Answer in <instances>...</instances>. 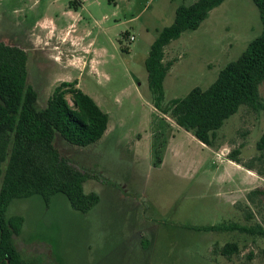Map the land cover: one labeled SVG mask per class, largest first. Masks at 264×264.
Returning a JSON list of instances; mask_svg holds the SVG:
<instances>
[{
  "label": "rangeland",
  "instance_id": "obj_1",
  "mask_svg": "<svg viewBox=\"0 0 264 264\" xmlns=\"http://www.w3.org/2000/svg\"><path fill=\"white\" fill-rule=\"evenodd\" d=\"M80 1L0 0V41L25 49L37 106L46 107L59 82L77 81L110 116L94 144L74 145L59 132L54 138L61 155L86 174L84 191L99 196L91 210H75L62 193L49 203L33 195L8 206V217L24 218L15 237L23 257L42 264H264V234L205 229L225 223L264 230V175L224 159L236 148L246 161L260 154L264 110L242 105L210 147L157 109L149 87L145 59L152 42L180 5L196 0ZM65 4L76 5L71 39L60 43L56 32L50 45L38 40L49 19L57 31L66 27ZM262 30L253 0L213 8L196 30L165 47L163 61L172 65L161 107L168 110L196 86L208 88ZM76 37L79 43L68 48ZM53 44L62 60L48 56L56 53ZM67 99L72 104L70 94ZM255 188L262 192L250 202ZM228 242L238 252L221 254Z\"/></svg>",
  "mask_w": 264,
  "mask_h": 264
},
{
  "label": "trees",
  "instance_id": "obj_2",
  "mask_svg": "<svg viewBox=\"0 0 264 264\" xmlns=\"http://www.w3.org/2000/svg\"><path fill=\"white\" fill-rule=\"evenodd\" d=\"M223 1L196 0L190 5H180L173 22L160 31L145 59L155 107L169 111L178 126L210 147L216 144L217 131L242 105L264 110V94H260V85L264 84V0H253L263 25L261 35L236 60L225 65L208 88H192L184 97L172 99L168 110L161 103L165 95L164 79L172 63H164L163 59L165 47L172 40L185 31L196 30ZM27 76L26 51L0 41V264H42L24 258L17 247L15 237L21 232L24 218L7 216L14 199L40 195L49 203L54 195L62 193L72 208L80 212H88L99 201L96 193L84 191L86 174L61 155L54 138L59 132L74 145L94 144L106 133L109 114L77 86V81L59 83L46 107L39 108L38 92L27 82ZM256 149L260 154L249 161L241 158L239 148L231 150L227 158L264 175V132L256 142ZM257 160L261 162L259 167L255 166ZM261 192L255 188L248 193V200L254 202ZM205 229L264 234L262 228L237 224L222 223ZM238 250L236 242H228L220 253L229 256Z\"/></svg>",
  "mask_w": 264,
  "mask_h": 264
},
{
  "label": "crops",
  "instance_id": "obj_3",
  "mask_svg": "<svg viewBox=\"0 0 264 264\" xmlns=\"http://www.w3.org/2000/svg\"><path fill=\"white\" fill-rule=\"evenodd\" d=\"M56 1V0H55ZM72 1V0H71ZM77 1V5L78 6H82V3L80 0H76ZM79 1V2H78ZM76 6V5H75ZM71 4H65V10H64V15L66 16H69L68 17V20H69V23L66 25V27L60 29L57 31V28L55 27L54 25V22L52 21V19H49L48 23L44 25V36H39L37 35V39H41L44 43H47L50 45L51 43V39L55 36V33L57 32V35L58 36V40L60 41V43H65L68 41V39H71L72 37V34H73V31L74 28H75V24H74V19L76 17V11L72 9V7H75ZM73 18V21H71V19ZM79 37H76V38H73L72 39V43H71V46H69L68 48H74V46H76L78 43H79ZM58 44V43H57ZM66 44V43H65ZM17 46V45H16ZM54 47V49L56 50V53L54 54H50L48 56H50L51 58H54L55 60H62L63 59V54L61 52V49L59 47V45H52ZM22 48V46L20 47ZM24 49V48H22ZM25 50V49H24ZM69 52V51H68ZM70 53V52H69ZM67 54V53H66ZM50 57H48V59H51ZM28 77V76H27ZM66 81V80H65ZM62 82V81H61ZM60 83V82H59ZM30 84V83H29ZM34 87L33 84H30ZM58 85V84H57ZM77 86H78V83H77ZM79 87V86H78ZM35 88V87H34ZM55 88V86H54ZM36 89V88H35ZM37 91V89H36ZM180 127V126H179ZM107 132V131H106ZM192 134V133H191ZM193 135V134H192ZM105 136V134H104ZM103 136V137H104ZM102 137V138H103ZM101 138V139H102ZM100 139V140H101ZM99 140V141H100ZM203 144V143H202ZM205 145V144H203ZM207 146V145H206ZM228 163H233L235 164L236 166H241L233 161H231L230 159L228 158H224ZM223 161V159H221Z\"/></svg>",
  "mask_w": 264,
  "mask_h": 264
}]
</instances>
